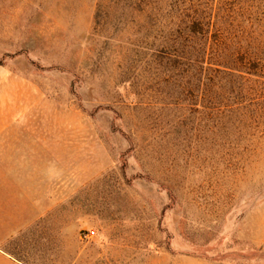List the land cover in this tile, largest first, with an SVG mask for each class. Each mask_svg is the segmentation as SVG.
I'll return each instance as SVG.
<instances>
[{
  "label": "rangeland",
  "instance_id": "obj_1",
  "mask_svg": "<svg viewBox=\"0 0 264 264\" xmlns=\"http://www.w3.org/2000/svg\"><path fill=\"white\" fill-rule=\"evenodd\" d=\"M261 2L227 0L239 43H264ZM136 9L134 0H0V134L45 140L43 156L21 161L45 168L53 196L18 255L264 264V85L251 86L243 121L215 116L218 103L234 105L228 89L220 102L210 90L207 118L167 106L174 89L150 71Z\"/></svg>",
  "mask_w": 264,
  "mask_h": 264
},
{
  "label": "trees",
  "instance_id": "obj_2",
  "mask_svg": "<svg viewBox=\"0 0 264 264\" xmlns=\"http://www.w3.org/2000/svg\"><path fill=\"white\" fill-rule=\"evenodd\" d=\"M261 1L255 16L264 37V0ZM226 3L227 0H134L136 11L144 14L150 71L155 70V76H159L158 85L174 89L175 103L167 106L207 118L210 90L218 91L220 102L219 92L228 89L227 100H233L234 105L221 112L218 103L215 116L229 113L243 121L249 116L238 113L245 112L255 101L251 86H256V80L264 85V43L258 48L251 43L244 45L237 41L239 34H230L229 21L233 22L237 14L226 9Z\"/></svg>",
  "mask_w": 264,
  "mask_h": 264
},
{
  "label": "crops",
  "instance_id": "obj_3",
  "mask_svg": "<svg viewBox=\"0 0 264 264\" xmlns=\"http://www.w3.org/2000/svg\"><path fill=\"white\" fill-rule=\"evenodd\" d=\"M37 138L0 134V264H30L18 255V244L51 210L52 182L47 183L45 168L36 172L21 161L22 153L45 154V140Z\"/></svg>",
  "mask_w": 264,
  "mask_h": 264
},
{
  "label": "built area",
  "instance_id": "obj_4",
  "mask_svg": "<svg viewBox=\"0 0 264 264\" xmlns=\"http://www.w3.org/2000/svg\"><path fill=\"white\" fill-rule=\"evenodd\" d=\"M96 236V232L95 231H88L87 233H85V238L87 239H92Z\"/></svg>",
  "mask_w": 264,
  "mask_h": 264
}]
</instances>
